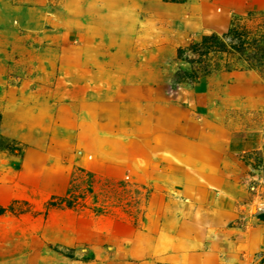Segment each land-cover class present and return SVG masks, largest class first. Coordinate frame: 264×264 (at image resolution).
Masks as SVG:
<instances>
[{
    "label": "rangeland",
    "instance_id": "1",
    "mask_svg": "<svg viewBox=\"0 0 264 264\" xmlns=\"http://www.w3.org/2000/svg\"><path fill=\"white\" fill-rule=\"evenodd\" d=\"M262 256L264 0H0V264Z\"/></svg>",
    "mask_w": 264,
    "mask_h": 264
},
{
    "label": "trees",
    "instance_id": "2",
    "mask_svg": "<svg viewBox=\"0 0 264 264\" xmlns=\"http://www.w3.org/2000/svg\"><path fill=\"white\" fill-rule=\"evenodd\" d=\"M228 35H237L235 31L231 30L229 31ZM213 37H207L203 40L202 45L203 46H207L208 43L213 40ZM243 47V41L242 40H238V45H237V49L240 50ZM256 264H264V256L261 257L260 261Z\"/></svg>",
    "mask_w": 264,
    "mask_h": 264
}]
</instances>
